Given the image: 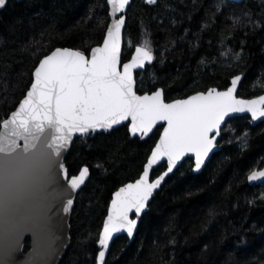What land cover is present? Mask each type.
<instances>
[{"label":"trees","instance_id":"1","mask_svg":"<svg viewBox=\"0 0 264 264\" xmlns=\"http://www.w3.org/2000/svg\"><path fill=\"white\" fill-rule=\"evenodd\" d=\"M108 21L106 0H6L0 8V123L24 95L42 56L63 46L87 53L101 43ZM145 40L154 59L136 72L138 92L162 87L170 100L226 88L236 74L243 75L238 95L264 91V0H133L121 60ZM160 130L141 139L122 125L74 139L65 157L69 175L87 166L89 177L76 196L71 244L60 264H96L111 194L139 176ZM245 131L247 148H241L237 136ZM219 145L201 172L193 173L187 158L166 178L133 241L116 238L104 264H264V183L247 182L251 170L264 166V121L229 119Z\"/></svg>","mask_w":264,"mask_h":264},{"label":"snow or ice","instance_id":"2","mask_svg":"<svg viewBox=\"0 0 264 264\" xmlns=\"http://www.w3.org/2000/svg\"><path fill=\"white\" fill-rule=\"evenodd\" d=\"M149 2L154 3L155 0ZM108 3L115 17L124 11L129 0H108ZM5 5L6 0H0V8ZM125 24L124 15L114 18L107 29L103 46L92 49L90 59L84 52L69 48H56L46 55L34 70V82L26 98L13 114L55 125L59 133L56 148L59 156L62 151H66V146L71 144L76 134L85 136L90 131L112 129L114 125L130 119L133 134L147 135L158 121L167 122L143 174L135 183L121 187L114 194L103 222V231L99 235L98 243L103 250L98 253V264H104L114 233L125 230L132 237L137 219L130 218V213L134 211L139 217L145 211L154 191L187 153L195 155V170L205 165L206 159L217 147L216 137L221 134L222 124L230 113L248 112L252 121L264 117V95L249 100L236 97L241 75L232 80V86L226 91L209 89L207 93L199 92L170 103L165 102L162 90L154 91L151 95H138L134 88L133 70L142 67L145 62L153 61V50L151 41L145 40L144 47L135 49L132 60L123 64L121 71L120 43ZM239 57L237 53L236 59ZM226 130L235 132L231 125ZM248 136L247 131L237 136L241 148H247ZM163 157L167 158V171L150 182V170ZM59 169L72 192L81 189L89 174L88 167H83L78 175H71L69 179L64 163H60ZM262 178L264 171L252 172L248 176L250 181ZM73 203V199L68 198L63 211L69 212ZM48 228H38L34 232L39 239H43ZM8 241L3 254L10 255L18 250L19 242L11 238ZM39 264H48L47 258H42Z\"/></svg>","mask_w":264,"mask_h":264},{"label":"water","instance_id":"3","mask_svg":"<svg viewBox=\"0 0 264 264\" xmlns=\"http://www.w3.org/2000/svg\"><path fill=\"white\" fill-rule=\"evenodd\" d=\"M133 0H129V4L125 7L122 13H117L115 17L112 16V7L106 0L108 7V17L109 21L105 29V33L103 39L100 44L92 46L87 53H84L87 58H91L92 49L96 47H102L103 41L107 35V29L111 25L112 20L118 19L120 15L125 16V20L127 22V13L132 4ZM158 0L155 2H149V0H144V3L147 5H155ZM234 3H241L243 0H227ZM125 27L121 32V43H120V70L123 71V64L129 63L132 60V57L135 55V49L137 47H144V45L136 44L132 48V52L130 57L126 61H122V53L124 49V32ZM56 48H69L71 47L63 46ZM52 49L46 55H50L55 49ZM42 56L36 66L32 71V79L31 82L25 91L22 98L17 103L16 107L8 114L6 118H4L0 123V255H2L7 249L9 238L19 242V248L17 251L11 252V254H3L2 259H0V264H39L42 258H47L48 264H60L62 258L64 257L67 249L71 244V234H70V218L71 213L74 207L75 199L79 191L82 189L84 185H82L81 189L76 192H72V190L68 187L67 181L64 178L63 172L59 169L60 163L65 164V157L68 154L72 142L77 137H82L79 134L74 136L70 145L66 146V151H62L61 156L57 154V142H58V130L55 125L41 121L35 118L29 117H20L17 115H13L19 109V104L26 98L27 92L31 88V84L34 82V70L38 67L39 62L46 56ZM151 62H145L144 65L140 68L133 70V78L135 81L134 88L138 95L149 94L151 95L154 91L162 90L164 96V90L162 87H157L152 91L138 92L136 89L137 81H136V72L143 71L146 69ZM242 74L233 75L229 79V84L226 88L219 89L217 87H209L206 90H200L193 93H190L187 96L176 97L170 100H166L165 102L170 103L174 100L178 99H186L191 95H195L199 92H205L209 89H216L217 91H226L229 87L232 86V80L237 76ZM242 80V79H241ZM241 82V81H240ZM240 82L237 85V90L235 95L238 99H254L260 95H264V91L261 93L251 96V97H242L238 95V89ZM240 116H248L251 121V125H256L262 121H264V117L259 118L257 121H252L251 114L248 112L245 113H230L229 117H226L225 123L234 117ZM222 124V128L225 125ZM127 125L128 132L131 137H139L141 139L148 138L152 132L158 126H161V130L159 135L151 148L147 159L143 165V168L137 178L134 180L128 181L125 184L119 186L115 189L111 198L107 205L106 214L103 218L100 231L98 233V238L96 241V246L98 248L96 254V264H98V253L100 250H103L98 243L99 235L103 231V222L108 215V211L111 207V201L114 198L115 192H117L121 187L129 183H135L137 179L143 174L144 167L148 162V159L151 157L152 150L155 148L156 144L159 142L161 135L163 134V129L167 127L166 121H158L156 125H154L151 132L147 135H141L140 133L133 134L131 132V121L130 119L127 121H122L118 125H114L112 129H98L95 132H89L87 135H95L96 133L101 132H110L113 129ZM221 134L216 137L217 147L214 148L213 152L210 153L209 158L206 159L205 165L208 160L212 157V155L219 151L221 146L219 145V139ZM191 158L193 162L192 171L193 173H199L205 167L202 166L200 170H195V155L193 153H187L185 157L182 158L176 168L173 169V172L182 164V162ZM161 164H165V168L156 176H152V172L158 168ZM66 165V164H65ZM167 158L163 157L160 161L157 162L156 165L150 170L149 180L154 181L159 176L167 171ZM67 167V166H66ZM87 166H82L79 171ZM89 169V168H88ZM79 171L76 174L78 175ZM264 171V166L260 168H255L251 170L247 174V182L250 185H260L264 183V178L256 181L248 180V176L252 172ZM173 172L169 173L168 176L173 174ZM167 176V177H168ZM71 175H69L70 179ZM89 177V174H88ZM87 177V179H88ZM165 177V180L166 178ZM86 179V181H87ZM164 180V181H165ZM85 181V183H86ZM162 182L161 186L163 185ZM84 183V184H85ZM161 186L156 189L153 193L154 197L155 193L160 190ZM68 198H72L74 203L70 206L69 212L65 213L63 208L66 207V200ZM149 204V203H148ZM148 208V207H147ZM147 208L143 213L140 214L139 217L135 215V212L130 213V218L137 219V227L139 223V218L147 211ZM48 228V232L43 239H39L34 232V230L38 228ZM137 227L134 230L132 237L127 235L125 230H122L119 233L113 234V240L110 241L109 248L106 251L105 260L108 255L109 249L113 243V241L119 236H126L128 242H132ZM29 241V248L25 250V241ZM105 263V262H104Z\"/></svg>","mask_w":264,"mask_h":264},{"label":"rangeland","instance_id":"4","mask_svg":"<svg viewBox=\"0 0 264 264\" xmlns=\"http://www.w3.org/2000/svg\"><path fill=\"white\" fill-rule=\"evenodd\" d=\"M141 45H143V44H141Z\"/></svg>","mask_w":264,"mask_h":264}]
</instances>
